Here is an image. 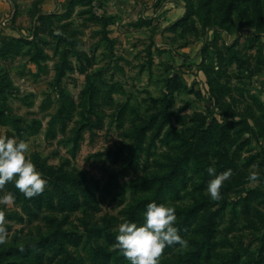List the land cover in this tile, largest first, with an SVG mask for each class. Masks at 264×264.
<instances>
[{
	"label": "rangeland",
	"instance_id": "1",
	"mask_svg": "<svg viewBox=\"0 0 264 264\" xmlns=\"http://www.w3.org/2000/svg\"><path fill=\"white\" fill-rule=\"evenodd\" d=\"M8 1L0 135L48 183L0 187V264H131L118 227L152 200L188 241L159 264H264V0Z\"/></svg>",
	"mask_w": 264,
	"mask_h": 264
},
{
	"label": "clouds",
	"instance_id": "2",
	"mask_svg": "<svg viewBox=\"0 0 264 264\" xmlns=\"http://www.w3.org/2000/svg\"><path fill=\"white\" fill-rule=\"evenodd\" d=\"M30 144L16 136L0 135V187L8 181H14L16 187L31 198L45 190L47 178L37 168L35 162L28 158ZM258 167V165H257ZM210 179L206 191L212 199H219L221 186L229 178L232 169L217 173L214 164L207 168ZM259 173H249V180L256 182ZM14 194L8 193L0 200H14ZM176 209L173 205L152 200L143 211V222L123 220L119 224L115 247L120 249L131 264H159V257L166 246L173 244L187 245V239L180 234L175 224ZM5 223V211L0 208V243L8 238Z\"/></svg>",
	"mask_w": 264,
	"mask_h": 264
},
{
	"label": "crops",
	"instance_id": "3",
	"mask_svg": "<svg viewBox=\"0 0 264 264\" xmlns=\"http://www.w3.org/2000/svg\"><path fill=\"white\" fill-rule=\"evenodd\" d=\"M44 5L45 6L49 5V1H47ZM8 16L13 17L14 16V10L10 9L8 0H0V18H3L2 20H4ZM15 25H18V23L16 22Z\"/></svg>",
	"mask_w": 264,
	"mask_h": 264
},
{
	"label": "trees",
	"instance_id": "4",
	"mask_svg": "<svg viewBox=\"0 0 264 264\" xmlns=\"http://www.w3.org/2000/svg\"><path fill=\"white\" fill-rule=\"evenodd\" d=\"M11 183H13V181H11ZM21 196H22V193H21ZM38 253H39V252H38V250H37V253H35L34 255H29L28 258H30V257H34V256L36 257V256L38 255ZM25 255H27V254H25ZM38 259H39V258L34 259V260H38ZM39 261H40V260H39ZM39 261H38V262H39Z\"/></svg>",
	"mask_w": 264,
	"mask_h": 264
},
{
	"label": "built area",
	"instance_id": "5",
	"mask_svg": "<svg viewBox=\"0 0 264 264\" xmlns=\"http://www.w3.org/2000/svg\"><path fill=\"white\" fill-rule=\"evenodd\" d=\"M10 18H11V17L8 16L6 19H4V20L2 21V25H3V26L6 25L8 19H10Z\"/></svg>",
	"mask_w": 264,
	"mask_h": 264
}]
</instances>
